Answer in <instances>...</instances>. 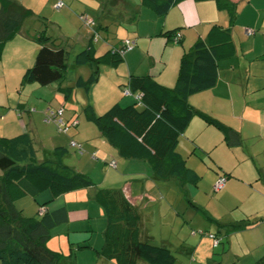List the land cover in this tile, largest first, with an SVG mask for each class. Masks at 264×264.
<instances>
[{
	"label": "crops",
	"instance_id": "0c3cea01",
	"mask_svg": "<svg viewBox=\"0 0 264 264\" xmlns=\"http://www.w3.org/2000/svg\"><path fill=\"white\" fill-rule=\"evenodd\" d=\"M16 1L34 15L26 19L19 32L1 48L0 138L10 139L31 133L28 135L29 138L33 145H38V150L42 153L40 160H54L53 150L57 147L65 148L67 153L62 158L65 165L89 177L94 181L92 182L96 188L120 190L140 214L142 221L144 218L141 214L142 210L156 203V194L162 196L161 189L156 184L159 180L154 179L149 167L144 162L119 157L117 151L101 137L99 132L92 130L89 122L78 118L76 109L70 110L73 112L72 116H66L68 110L65 109L67 105L65 101L70 99V95L65 96L64 89L67 87L62 84L56 86L55 83L47 85L52 100L57 105L51 108L44 101L42 102L43 90L35 87L39 84L21 85L22 75L34 63L33 54H36L38 49L35 39L39 30L43 28L40 15L50 4L53 5V2L45 0V7L37 11L38 7L34 5V0ZM229 1L236 7L232 23L228 14L218 10L212 1L184 0L164 17L157 15L155 17V13L140 6V0H56L55 2V4L57 2L63 4V7L57 10H61L57 21L59 29H63L65 24L71 27L70 23L76 21L81 23L82 34L75 32L72 35L62 34L70 36L69 38L77 44V49L81 51L90 43L95 55L100 56L107 51H120L121 43L125 40L134 41V47L122 53V62L117 67H99V79L95 86L92 85L88 91L74 88L77 89L75 99L78 101V106L83 107L80 101L83 98L84 104L92 106L96 115L105 113L114 104L127 106L137 102V93L130 92L127 98L123 94V89L126 88L125 85L131 75L148 76L162 86L174 88L183 54L196 42L205 41L212 25L230 29L234 54L231 58L217 63L215 85L210 89L189 95L187 101L194 109L235 131L240 142L235 146H227L217 129L194 117L179 136L176 148L182 158L187 156L185 165L197 177L206 171L201 163L203 158H208L210 165L215 168V172L209 171L210 179L206 183L209 185V191L217 193L216 196L208 199L201 193L200 179L195 186H192L193 190L196 188L191 203L192 212L194 215H200L206 223L202 220H198L196 224L188 223L189 226H196L198 232L193 231L191 227L185 229L182 226L177 236L166 235L160 231L154 234L153 229H147L146 225L141 226V239L154 245L158 242L157 246L168 248L176 256L175 264H252L264 254V0ZM82 17L91 21L93 26L83 22ZM111 26L114 27V37H111ZM100 30H103L105 37H99ZM246 30L253 33L246 35ZM177 32L181 35L177 43L164 36L166 33ZM62 35L59 37L62 38ZM80 52L74 56L70 68L88 67L77 64L76 60ZM89 73L90 71L85 77H76L71 84L74 86L77 78L86 79ZM52 85H55L54 88ZM91 91L94 93L103 91L101 100L93 102L90 98ZM34 94L38 97H34ZM58 107L64 108L63 121L70 124L75 120L76 129L72 135L67 136L69 131L67 134H61L53 124H49L53 126H44L43 130L48 131L53 138L51 143L45 146L44 142L47 141L36 134L33 126L39 124L41 127L40 122L43 121V113L46 109L54 110ZM22 118H26L28 122H24ZM87 131L89 134H86ZM74 140L82 145L85 155H78L70 147V143L75 142ZM87 153H94L93 159L96 157L97 159L92 162L93 160L88 159ZM191 156L197 162L195 165L188 164ZM111 161L115 162L116 171L110 167ZM85 163L91 166L89 170L92 173L87 171ZM95 171L103 176L104 181L93 179L92 174ZM220 176L226 177L225 185L220 191L215 192L214 184ZM107 177L115 182L105 184ZM175 183L178 186L177 190H180L176 180ZM44 192L48 194L41 196V202L48 203L43 210L47 213L58 209L65 211L63 222L52 227L50 232L52 236L56 228L55 235H65L67 239L63 242L64 236L58 238L59 254H61L59 264H81L84 261L86 264H112L97 257L95 253L103 244V235L101 241L93 240L92 223H97V228L103 232L105 229L103 211L94 198L95 190L77 188L54 199L48 191ZM204 192L208 194L207 191ZM206 199L207 202L204 203ZM37 205L40 204L37 203L36 207ZM22 210H25V206H22ZM147 214L149 215L146 217L154 218V211L152 214ZM171 215L173 216L170 218L171 221L185 224L178 219L179 213L172 212ZM95 220L97 222H94ZM239 222L250 225L237 232H227L226 227H220ZM64 225H66L65 229L59 228ZM207 233L215 234L220 240L221 243L217 248H213L212 242L205 236ZM50 243L48 240L47 248L55 252V248L53 249ZM83 243L89 248L77 247ZM219 247L218 254L216 249ZM137 264L146 263L139 261Z\"/></svg>",
	"mask_w": 264,
	"mask_h": 264
},
{
	"label": "trees",
	"instance_id": "16d2710c",
	"mask_svg": "<svg viewBox=\"0 0 264 264\" xmlns=\"http://www.w3.org/2000/svg\"><path fill=\"white\" fill-rule=\"evenodd\" d=\"M182 1L140 0V6L164 17ZM194 1H212L218 10L228 14L231 23L235 18L236 7L229 0ZM33 15L16 0H0V57L3 44L15 36L24 21ZM173 34L164 36L170 39ZM35 41L38 51L33 66L24 71L21 85L37 83L47 86L60 82L67 71L68 52L54 46L45 30L37 33ZM233 54L230 29L212 25L206 40L196 42L183 54L174 88L162 86L148 76L131 75L125 87L138 94L136 103L127 106L114 104L101 115H96L91 106L84 107L81 112L119 157L144 162L155 180L174 179L180 190L187 185L195 186L199 177L186 167L185 160L176 152L179 136L190 121L197 117L213 126L229 147L237 145L240 138L231 128L190 106L187 98L212 88L217 81V63ZM76 62L87 65L90 73L86 79L77 78L73 88L88 91L99 79V67H117L122 62V53L112 50L96 56L89 43ZM71 91V87L64 89L65 96L68 97ZM78 145L84 154L82 145ZM53 153L54 160H38L27 134L0 138V264H59L61 254L50 251L46 243L52 227L63 222L65 211L58 209L47 213L43 209L48 202H44L39 205L36 216L28 218L16 208L15 202L25 196L35 198L44 191L54 199L77 188H93L95 201L103 211L105 229L103 244L95 251L97 257L112 264H137L139 261L175 264L176 258L168 248L141 239L140 214L120 190L96 188L89 177L65 165L62 162L67 153L65 148L57 147ZM249 225L239 222L220 227H226L227 232H237ZM220 243L219 240L213 248ZM77 247L89 248L85 243ZM252 264H264V254Z\"/></svg>",
	"mask_w": 264,
	"mask_h": 264
},
{
	"label": "rangeland",
	"instance_id": "374dc122",
	"mask_svg": "<svg viewBox=\"0 0 264 264\" xmlns=\"http://www.w3.org/2000/svg\"><path fill=\"white\" fill-rule=\"evenodd\" d=\"M30 1V0H29ZM53 2V5L50 4L48 8L45 9L44 13L42 15H40V21L42 23V30H45V33L47 36H49L51 38V40L53 41L55 39V41H53V45L56 47H60L65 49L68 52V58H67V65H68V69L66 71L65 74V78L61 81V83H55L56 86L62 84L64 87H71L72 91L70 93V99L66 100L65 103H67L66 105V110H68L66 112V116H72L73 112L70 110H77V114L79 115L78 118H80L81 120H85L81 109L83 107H86V104H84V99H80V101L82 102L83 107H79L78 105V101L75 99V95H76V90L73 88V85L71 84L72 81L78 77H85L87 75V73L90 71L89 67H84V68H79V69H73L70 68V66L73 64V60H74V56L79 53L81 51V49H77V44L75 42H73L74 40H71L69 37L70 36H63V35H72V33H77V34H82V26L81 23H79V21H76V23H70V26H68V24H65L63 29H59L58 26V19L60 18V11H57L54 9V5L56 0H51ZM33 3H35L34 5H36L37 11H41L44 7H45V0H34ZM64 10H67L66 8H64ZM156 17V15H155ZM84 27V26H83ZM85 28V27H84ZM41 30H39L40 32ZM111 37H114L115 35V31H114V27L111 26ZM63 34V35H62ZM100 34V38L105 37V33L103 32V30L99 31ZM62 35V38H60L59 36ZM73 43V44H72ZM72 44V45H71ZM38 51V49H37ZM37 53V52H36ZM36 54H33V62L35 59ZM31 67L33 66V64L30 65ZM29 66V68H30ZM55 85H52V88H54ZM95 86V85H94ZM36 88H42V96H41V100L42 102L44 101L45 104H48L49 107L51 108H55L57 105L54 102V100H52V96H51V92H49V87L48 86H40V85H35ZM1 90V88H0ZM45 90V91H44ZM2 91V90H1ZM81 92V91H80ZM83 94V93H82ZM103 94V91H96V93H94V91H91L90 93V98L93 102H96L98 100H101V96ZM34 97H38L37 94L33 95ZM127 96L130 95H126L125 97L127 98ZM78 97H82V95H78ZM62 98H63V94H62ZM61 98V99H62ZM1 107H6V106H1ZM92 107V106H91ZM65 119V117H64ZM22 120L24 122H26V118H22ZM28 122V121H27ZM41 127H39V124H36L34 127V129L36 130V134L39 135V137L43 138V140L47 141L44 142V145L47 146L49 145V143H51L50 141L53 140L52 136L49 135L48 131L43 130L45 127L44 126H53V125H49V124H45L43 121L40 122ZM90 127L92 128V130L94 132H98V130L96 129V127L89 123ZM76 129V127L74 126H70L68 128V134L67 136H70L73 134V131ZM29 133V132H27ZM31 133H29L28 135H30ZM35 134V135H36ZM86 134H89V132L87 131ZM75 143H78L77 140H74ZM34 149L37 150L38 152H36L37 155V159L40 160L42 157V153L38 150V145H33ZM177 148V147H176ZM177 152V151H176ZM91 154L93 153H87L88 155V159L89 160H93L92 162H94L96 159L91 158ZM85 155V154H84ZM194 157H196L195 155H193ZM190 161L188 162V164H192L195 165L196 160L195 158H193L192 156L189 157ZM186 162L187 156H185L183 158ZM201 161V160H200ZM201 163L203 164V167L206 171L203 172V174H200V187H201V193L205 194L206 197L208 199H210L211 197H214L217 195V193H213L212 191H209V185L206 183V181H208L210 179V170H212L213 172H215V168L212 167L208 161V158H203ZM86 167H87V171L89 173H92L91 170V166L87 165L85 163ZM146 165V164H145ZM147 166V165H146ZM111 167V166H110ZM188 168V166H187ZM113 171H116V169H114V167H112ZM84 175V174H83ZM92 177L95 181H104L103 176L98 172L95 171L92 174ZM93 181V180H92ZM94 182V181H93ZM115 182L113 179H109V177H107L105 179V184L106 183H113ZM159 188L161 189V195L156 194V203L154 205L149 206L146 210H142L143 212H141V214L143 215V220H142V227L143 225H146L147 229L152 230V232L154 234H156L157 232H163L166 235H171L173 234L174 236H177L178 233L180 232L182 226L185 229H188V227H191V229H193V231L198 232V228H196V226H189L190 223L192 224H196L198 220H202V222L206 223V220L203 219L202 217H200V215L196 214L194 215V213L192 212L191 206L193 203V192L194 190H196V188L189 186V187H185L184 190H177L178 186L175 183V180L170 179L168 181H158V183H156ZM102 188V187H101ZM176 188V189H175ZM204 191H207L208 194H206ZM48 194L47 192L41 193L39 194L37 197L32 198L31 196H25L24 198L18 200L15 202V206L18 209L22 210V206H25V210H22V213L25 217H34L36 216L37 210L39 209V206L36 204L39 203L41 204V196ZM160 196V197H159ZM163 196L165 198H163ZM222 201H224V199H221ZM61 202V201H60ZM168 202V203H167ZM207 202V199L205 200L204 203ZM210 204H214V202H210L208 201ZM154 211V218L153 216L151 218L146 217V215H149L147 213L152 214ZM173 212V214L179 213L178 219H180L181 221H184L185 224H181L179 222H175V221H171L170 218H172L173 216L171 215ZM94 222H97L96 220ZM155 222V224L153 223ZM189 223V224H188ZM65 226H61L59 228L61 229H65ZM206 226V225H204ZM92 229H93V240H102V235H103V231L100 229H98L97 227V223H92ZM56 229V228H55ZM54 229V230H55ZM53 230V233L51 234V238L49 239V241L51 242L50 244H52V248L55 250V252L60 253V248H59V244H58V238H63V242H66V237L65 235H55V232ZM212 231H214V229H211ZM59 233V232H58ZM60 234V233H59ZM61 236V237H60ZM199 236V235H198ZM226 243V241H224ZM157 245L159 244L158 242H156ZM154 245V244H153ZM219 250L220 247L218 249H216V251L219 254ZM175 256V255H174ZM176 257V256H175ZM81 264H86V262H81ZM241 264V263H240Z\"/></svg>",
	"mask_w": 264,
	"mask_h": 264
},
{
	"label": "built area",
	"instance_id": "2783aa9c",
	"mask_svg": "<svg viewBox=\"0 0 264 264\" xmlns=\"http://www.w3.org/2000/svg\"><path fill=\"white\" fill-rule=\"evenodd\" d=\"M62 7H63L62 2H57L55 4L56 10H59ZM81 19L83 22L87 23L89 26H93V23L91 21H88L87 19H85L83 17ZM245 33H246V35H251L253 32H251L250 30H246ZM180 37H181V35L177 32L171 37V41L173 43H177L179 41ZM133 47H134V41L125 40L121 43V51L120 52L123 53L125 51H130ZM123 94L125 96L130 95L129 89L124 88ZM138 98H139V96H137V99ZM63 111H64L63 108H57L54 110L53 109H46L45 112L43 113V122L45 124L55 125L57 127L59 133L66 134L68 132V128L70 126H75L76 122L74 121V122H71L70 124L65 123L63 121ZM70 147L76 149L77 151H79L80 154H82V149L78 144L72 142L70 144ZM91 157L95 158V154H92ZM109 165L111 167H115V162L111 161L109 163ZM225 181H226L225 176L218 177V179L216 180V182L214 184V191L215 192L220 191L224 187ZM206 236L212 241L213 247H216L217 244L219 243V240L214 235H211V234H206Z\"/></svg>",
	"mask_w": 264,
	"mask_h": 264
},
{
	"label": "bare ground",
	"instance_id": "6f19581e",
	"mask_svg": "<svg viewBox=\"0 0 264 264\" xmlns=\"http://www.w3.org/2000/svg\"><path fill=\"white\" fill-rule=\"evenodd\" d=\"M131 94V93H130ZM137 96V95H136ZM59 108V107H58ZM63 108V107H62ZM64 109V108H63ZM75 121V120H74ZM65 122V121H64ZM67 124H69V123H67Z\"/></svg>",
	"mask_w": 264,
	"mask_h": 264
},
{
	"label": "clouds",
	"instance_id": "9594fccd",
	"mask_svg": "<svg viewBox=\"0 0 264 264\" xmlns=\"http://www.w3.org/2000/svg\"><path fill=\"white\" fill-rule=\"evenodd\" d=\"M174 34H175V33H174ZM174 34H173V35H174ZM173 35H172V36H173ZM170 40H171V39H170ZM120 51H121V50H120Z\"/></svg>",
	"mask_w": 264,
	"mask_h": 264
}]
</instances>
